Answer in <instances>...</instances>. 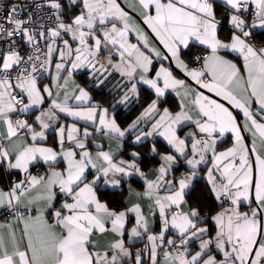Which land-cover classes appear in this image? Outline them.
<instances>
[{"label": "snow or ice", "instance_id": "snow-or-ice-1", "mask_svg": "<svg viewBox=\"0 0 264 264\" xmlns=\"http://www.w3.org/2000/svg\"><path fill=\"white\" fill-rule=\"evenodd\" d=\"M0 264H264V0H0Z\"/></svg>", "mask_w": 264, "mask_h": 264}, {"label": "crops", "instance_id": "crops-1", "mask_svg": "<svg viewBox=\"0 0 264 264\" xmlns=\"http://www.w3.org/2000/svg\"><path fill=\"white\" fill-rule=\"evenodd\" d=\"M179 74V73H178ZM138 186V185H137Z\"/></svg>", "mask_w": 264, "mask_h": 264}]
</instances>
